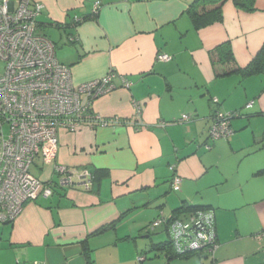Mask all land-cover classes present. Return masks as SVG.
Here are the masks:
<instances>
[{
	"label": "crops",
	"instance_id": "crops-1",
	"mask_svg": "<svg viewBox=\"0 0 264 264\" xmlns=\"http://www.w3.org/2000/svg\"><path fill=\"white\" fill-rule=\"evenodd\" d=\"M32 1L41 6L36 31L54 43L75 84L115 72V90L92 104L113 124L61 130L53 162L35 158L30 172L44 184L58 183L56 164L87 170L93 182L39 196L12 224H0V264H88L84 241L98 264L92 253L115 231L96 234L101 226L132 217L149 233L183 203L212 213L218 248L180 262L264 264V74L217 77L210 59L229 43L237 66L250 63L264 43V0L252 11L227 1L222 20L200 29L185 15L193 0ZM160 54L170 60L158 61ZM216 111L240 116L231 136L213 141L207 130ZM181 115L190 122L179 123Z\"/></svg>",
	"mask_w": 264,
	"mask_h": 264
},
{
	"label": "built area",
	"instance_id": "built-area-1",
	"mask_svg": "<svg viewBox=\"0 0 264 264\" xmlns=\"http://www.w3.org/2000/svg\"><path fill=\"white\" fill-rule=\"evenodd\" d=\"M40 10L32 0H0V224H12L28 203L52 195L50 184L33 176L30 168L37 156L45 165L53 162L59 131L76 133L84 127L113 124L93 112L92 104L115 90V72L110 70L102 78L75 84L70 68L56 58L55 45L36 31ZM157 60L165 62L170 57L160 54ZM121 87L128 90L131 83L121 78ZM133 104L140 113L141 105ZM239 116V112L216 111L210 118L208 138L214 141L231 136V120ZM190 120L181 115L178 122ZM53 172L64 188L75 183L85 189L91 185L87 170L78 172L56 164ZM180 185L181 179L175 175L172 190L179 191ZM167 221L176 253L213 256L218 242L212 213L199 210L183 220L160 217L149 229L166 226Z\"/></svg>",
	"mask_w": 264,
	"mask_h": 264
},
{
	"label": "trees",
	"instance_id": "trees-1",
	"mask_svg": "<svg viewBox=\"0 0 264 264\" xmlns=\"http://www.w3.org/2000/svg\"><path fill=\"white\" fill-rule=\"evenodd\" d=\"M227 1H232L237 8L243 11H252L254 7V0H193L188 5L185 11V15L189 18L195 29L204 28L214 23L220 22L222 20V7ZM210 59L217 77H225L228 75L235 74L238 75L241 79H245L256 75H262L264 74V43L260 48V50L257 52V54L254 56V58L244 68H240L235 63L231 51V46L229 43L221 44L218 47H216L214 50H212L210 52ZM171 168H170L171 170H174L173 167ZM92 182H93V175L91 174V184ZM50 187L52 189V195L58 194L60 196H63V192L65 191L64 187L60 186L58 183L50 184ZM170 188H171V182H170ZM174 192H178V191H174ZM202 209L204 208L189 206L186 203H183L179 208L174 210L168 218L174 219L179 217L180 219L183 220L184 218H187V216L192 212L199 211ZM182 214H187V216L180 217V215ZM122 217L123 215L120 218ZM118 222L119 220L105 224L101 226L98 230H96L95 233L100 234L109 229L114 230ZM165 224L166 226L162 225L159 227H162L163 231L167 234V240L161 243L152 244L151 246L152 250L164 252L165 258L168 261L178 258L188 259V257L194 254H203L201 252L190 253V254L176 253L172 248V234L168 228L169 222L167 221V223ZM150 231H155V229L153 230L150 229ZM81 246L85 260L87 261L88 264H92L90 259L91 251L86 246V241L82 242ZM139 257H143L145 260L144 256H139Z\"/></svg>",
	"mask_w": 264,
	"mask_h": 264
},
{
	"label": "rangeland",
	"instance_id": "rangeland-1",
	"mask_svg": "<svg viewBox=\"0 0 264 264\" xmlns=\"http://www.w3.org/2000/svg\"><path fill=\"white\" fill-rule=\"evenodd\" d=\"M132 220V217H127V219L117 224L115 231H113L112 242H109V239L102 242L105 243L102 245L103 247L100 246L102 249L92 253L93 259H97L98 264H124V262H128L126 264H167L168 260L165 258L164 252L155 251L151 248L152 244L167 240L163 228L158 227L155 231L148 233L144 229L135 226ZM116 232L117 235H115ZM114 244H117L116 247H114ZM195 255L197 254L188 257V259ZM138 256H144L145 261L137 263ZM180 261H185V259H173L170 260V263L185 264Z\"/></svg>",
	"mask_w": 264,
	"mask_h": 264
}]
</instances>
